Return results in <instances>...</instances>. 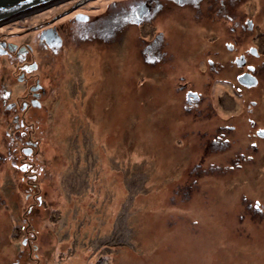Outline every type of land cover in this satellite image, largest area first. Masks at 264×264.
I'll list each match as a JSON object with an SVG mask.
<instances>
[{
  "label": "rangeland",
  "instance_id": "obj_1",
  "mask_svg": "<svg viewBox=\"0 0 264 264\" xmlns=\"http://www.w3.org/2000/svg\"><path fill=\"white\" fill-rule=\"evenodd\" d=\"M136 1L60 0L0 25V51L35 53L47 27L63 38L36 52L45 108L18 118L6 105L31 96L0 56V264H264V75L239 93L224 84L241 70L209 77L206 47L186 59L172 44L175 59L146 67ZM184 81L213 108L202 95L185 111Z\"/></svg>",
  "mask_w": 264,
  "mask_h": 264
},
{
  "label": "flooded vegetation",
  "instance_id": "obj_2",
  "mask_svg": "<svg viewBox=\"0 0 264 264\" xmlns=\"http://www.w3.org/2000/svg\"><path fill=\"white\" fill-rule=\"evenodd\" d=\"M76 1L80 2V0ZM129 9L130 18L128 17L126 21H130L132 18L137 26L143 22L142 28L148 30V37L144 42L145 46L142 51L146 67L152 68L155 65L164 64L167 54L170 58L175 59L174 50L172 52V46H170L172 44L177 46L176 52L186 59H191L199 49L206 47L208 49L206 69L209 77L223 74V72L227 75L224 70L227 63H229L231 71L234 70V73L236 70H241L242 72L232 77L228 76L229 82L224 84L225 88L235 86L239 93H243L247 88L238 83V77L251 75L258 84L259 76L264 75V0H137L131 4ZM169 19L171 20L166 29L157 26V23L162 24ZM108 22L109 26L113 25L111 20ZM71 23L87 24L89 27L86 26L84 32H90L92 29H90L88 17L81 12L75 13L71 18ZM153 27L157 28L152 30ZM48 28L51 29V27L46 29ZM115 28L114 23L113 35L114 41L117 42L120 39L119 26L118 33ZM46 29L39 31V34H37L40 45L37 46L36 52L40 54L41 52L37 50L43 51V57L48 60L51 57L47 53H52L55 56L59 54L58 52L63 47V38L57 31L61 28L49 29L50 31L43 32ZM98 30L100 28L96 27L95 31L93 29L91 32L96 33ZM55 32L60 39L56 37ZM76 32L74 31V33ZM84 35L86 36L88 33ZM172 37L175 41L172 40ZM57 38L60 43L53 46V41ZM208 39H211L212 42L209 43ZM8 44L9 46L5 50L0 51V56L10 57L14 60L19 59L20 63L15 62L16 69L19 71L17 80L19 86H25V91L30 93L31 96L29 100L14 98L10 104L6 105V111L14 113L13 117L18 118L22 115L21 112L28 111L31 108H45L42 95L46 93V90L47 94L49 91L54 90H50V85L46 88L43 85L47 71L46 62L48 61H40L39 57H36V52L33 53L34 50L28 46L25 48L17 43ZM209 60L211 61L209 62ZM190 63L196 64L193 60ZM184 82L187 90L185 95L187 105L184 109L189 112L190 109L197 107L204 94L203 92L199 94L193 91L188 86L190 83ZM207 90L209 92L210 89ZM2 92H6L5 99H12V93L8 92L6 88H2ZM204 97L207 99L206 96ZM207 100L209 101V97ZM252 105L254 104L252 103ZM210 106L213 108L212 104ZM259 131L263 130L257 131L256 138L263 139L264 135L260 137L258 135ZM229 142L228 139L222 142L225 149L228 148L227 144ZM258 142L254 141L250 144L251 150L255 153L258 151ZM215 145L219 146V143ZM243 159L245 157L242 154L237 155L235 159L230 160L227 169L232 165L235 166L234 169H239V162ZM247 159L250 160L251 157ZM254 209V211H260L261 208L259 209L258 203H256Z\"/></svg>",
  "mask_w": 264,
  "mask_h": 264
},
{
  "label": "water",
  "instance_id": "obj_3",
  "mask_svg": "<svg viewBox=\"0 0 264 264\" xmlns=\"http://www.w3.org/2000/svg\"><path fill=\"white\" fill-rule=\"evenodd\" d=\"M59 1L60 0H0V25L10 22L13 19H17L23 15H28L32 12L50 6L54 2L59 3ZM84 1L88 0H83V2ZM54 42L59 44L60 41L57 38L55 41H53V46H55ZM237 81L242 87L245 88H252L257 84V81L248 74L238 77ZM258 135L263 137L264 132L259 131Z\"/></svg>",
  "mask_w": 264,
  "mask_h": 264
},
{
  "label": "bare ground",
  "instance_id": "obj_4",
  "mask_svg": "<svg viewBox=\"0 0 264 264\" xmlns=\"http://www.w3.org/2000/svg\"><path fill=\"white\" fill-rule=\"evenodd\" d=\"M59 41H60V40H59ZM16 43H17V42H15V44H16ZM59 43H60V42H59ZM54 44L58 45V44L55 43V42H54ZM15 68H16V66H15ZM147 70H151V69H147ZM16 71L19 72L18 69H16ZM18 75H19V74H18Z\"/></svg>",
  "mask_w": 264,
  "mask_h": 264
}]
</instances>
